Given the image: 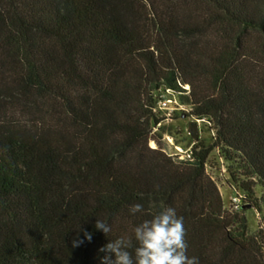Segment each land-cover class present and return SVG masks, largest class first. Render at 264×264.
Wrapping results in <instances>:
<instances>
[{"label":"trees","instance_id":"obj_1","mask_svg":"<svg viewBox=\"0 0 264 264\" xmlns=\"http://www.w3.org/2000/svg\"><path fill=\"white\" fill-rule=\"evenodd\" d=\"M167 90L215 131L192 160L149 146ZM213 152L241 212L206 173ZM168 207L199 264H264V225L243 215L264 213V0H0V264L115 260L99 249L135 247Z\"/></svg>","mask_w":264,"mask_h":264},{"label":"clouds","instance_id":"obj_2","mask_svg":"<svg viewBox=\"0 0 264 264\" xmlns=\"http://www.w3.org/2000/svg\"><path fill=\"white\" fill-rule=\"evenodd\" d=\"M129 211L136 214L142 212L143 207L134 204L130 206ZM95 228L105 236L112 231L111 226L101 219L96 220ZM133 233L135 247L133 238L126 236L110 240L102 246L99 251L114 254L115 260L103 256L100 258L101 264H199L197 257H189L187 254L183 217L177 215L175 208H165L150 220H144L134 227ZM84 235L91 240L90 232H85ZM80 243L82 241L73 240V247L79 246ZM133 247L134 255L129 251Z\"/></svg>","mask_w":264,"mask_h":264},{"label":"rangeland","instance_id":"obj_3","mask_svg":"<svg viewBox=\"0 0 264 264\" xmlns=\"http://www.w3.org/2000/svg\"><path fill=\"white\" fill-rule=\"evenodd\" d=\"M184 88L189 90L190 87L187 85ZM170 98L173 100L172 104H170V109L161 108L159 101L158 105L156 104L155 106L157 117L162 120L153 130L156 141L151 140L149 146L153 149L160 148L167 155L173 157L174 160L182 161L181 159L175 157L176 154L181 155V152L178 149L184 151L192 147L191 152H193V148L195 147L193 146L194 142L197 141L204 143L205 146H209L213 143V133L215 131L213 132L210 130V125L205 122V119H203L204 122L198 124L200 132L199 139L194 141L187 132L189 123L192 121L196 122L195 117H188L191 108L185 104H182L179 100V96L176 94H170ZM217 156V152H213L211 154L206 166V173L211 177L212 180L215 181L223 198L225 208L231 211V198L238 192L232 189L228 184L229 178L226 171V163L222 160H219L216 164H214ZM260 189L261 187L257 186L256 190L258 195L260 194ZM242 210L243 208L239 210V212ZM243 215L247 221L248 232L252 235H256L264 225V213L256 209L252 210V208H248L247 211L243 213Z\"/></svg>","mask_w":264,"mask_h":264},{"label":"built area","instance_id":"obj_4","mask_svg":"<svg viewBox=\"0 0 264 264\" xmlns=\"http://www.w3.org/2000/svg\"><path fill=\"white\" fill-rule=\"evenodd\" d=\"M170 94H173L172 90H167L165 94H162L159 100L161 104V108L170 109V104H172L173 102V100L170 98ZM196 122L200 124L204 122V120L196 119ZM191 148H188L187 150H184V151H182L181 149H178L180 150L181 155L176 154L175 157L181 159L182 161L192 160L193 156H192ZM242 198H243L242 195L239 193L232 196L231 201H230V209L232 212H239V210H241V199Z\"/></svg>","mask_w":264,"mask_h":264},{"label":"water","instance_id":"obj_5","mask_svg":"<svg viewBox=\"0 0 264 264\" xmlns=\"http://www.w3.org/2000/svg\"><path fill=\"white\" fill-rule=\"evenodd\" d=\"M187 132L194 141H197L200 135L198 123L194 121L190 122Z\"/></svg>","mask_w":264,"mask_h":264},{"label":"bare ground","instance_id":"obj_6","mask_svg":"<svg viewBox=\"0 0 264 264\" xmlns=\"http://www.w3.org/2000/svg\"><path fill=\"white\" fill-rule=\"evenodd\" d=\"M154 144V143H153ZM155 146V145H154Z\"/></svg>","mask_w":264,"mask_h":264}]
</instances>
